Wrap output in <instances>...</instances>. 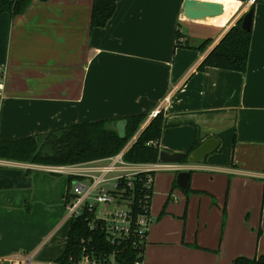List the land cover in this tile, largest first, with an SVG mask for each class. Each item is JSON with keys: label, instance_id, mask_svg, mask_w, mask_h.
Wrapping results in <instances>:
<instances>
[{"label": "crops", "instance_id": "obj_1", "mask_svg": "<svg viewBox=\"0 0 264 264\" xmlns=\"http://www.w3.org/2000/svg\"><path fill=\"white\" fill-rule=\"evenodd\" d=\"M92 1L33 0L22 15L0 14V67L6 71L0 92V140L131 115L146 116L143 130L157 111L163 121L159 151L188 154L209 138L216 139L218 147L202 163L176 164L169 170L175 173L171 184L176 185L178 173L188 172V186L203 194L189 197L183 217L188 224L195 211V236L184 230L179 237V228L167 229L179 214L162 212L152 230L148 227L141 264H164L159 252H175L178 246L184 253L193 249L209 257L200 264L258 257L251 256L255 237L247 236L244 225L239 228L233 218L259 204L264 180V0H205L225 8L223 15L206 22L186 20L183 0H119L107 25L90 29ZM251 6L245 72L198 71ZM182 24L193 28L194 38L184 35ZM177 33L182 44L176 46ZM206 40L210 44L198 51ZM0 161V264H15L24 259L20 253L31 254L32 260L48 243L60 245L52 263L60 264L70 221L65 206L68 176L50 173L45 166ZM237 180L252 197L246 201L243 193L233 204L231 190ZM216 182L223 190L228 183L230 190L226 218L224 193L216 190ZM204 195H214L216 206ZM197 197L199 203L203 199L202 206L195 204Z\"/></svg>", "mask_w": 264, "mask_h": 264}, {"label": "trees", "instance_id": "obj_2", "mask_svg": "<svg viewBox=\"0 0 264 264\" xmlns=\"http://www.w3.org/2000/svg\"><path fill=\"white\" fill-rule=\"evenodd\" d=\"M47 2L49 0H38ZM119 0H93L90 16V29L104 28L113 16ZM246 2L248 0H236ZM33 0H0V14L7 13L11 17L24 14ZM249 10L253 12V6ZM240 18L231 27L213 50L205 57L198 71L214 68L244 73L247 66L252 30L241 29ZM180 34L176 35V46L180 45ZM211 41H204L198 51H203ZM146 120L145 115H131L119 119L100 120L94 122L74 123L43 134L0 140V160L32 164L38 166H72L90 162L103 161L118 155L135 137ZM123 125L122 133L111 128V125ZM162 115H156L138 134L131 147L123 155L124 162L133 165L157 164L158 141L162 131ZM154 144V146H152ZM198 145L192 148L195 150ZM190 153L186 154L188 156ZM187 163L183 160L180 164ZM147 175L139 173L131 180L128 187L124 180L117 183L111 192L129 207L133 218L142 215L149 219L150 205L153 195L152 187H145ZM68 177V185L73 181ZM176 187L175 183L173 185ZM187 187L185 193H189ZM71 189L65 196V203L70 198ZM262 197L264 199V180L262 181ZM67 198V199H66ZM94 214L83 210L78 217L69 221V231L65 239V251L58 263L72 264L71 259H78L85 249L94 259L107 263L114 254L116 264L142 263L146 239L140 241L135 233L120 237L112 242L107 238L100 222L93 221ZM93 224V228H90ZM147 233H145V238ZM231 264H264V255L249 259L236 258Z\"/></svg>", "mask_w": 264, "mask_h": 264}, {"label": "built area", "instance_id": "obj_3", "mask_svg": "<svg viewBox=\"0 0 264 264\" xmlns=\"http://www.w3.org/2000/svg\"><path fill=\"white\" fill-rule=\"evenodd\" d=\"M180 43H182V40H180ZM5 76V69L0 67V92L3 91ZM156 112H153L149 118L155 117ZM135 138L118 155L103 161L72 166H45L46 171L73 177V180L77 182V185L71 190L70 198L65 203L67 218L70 220L71 218L78 217L84 209L92 212L94 214L93 221L100 222L107 238L112 242L131 233H135L140 241L146 239L145 233L148 231L149 223V219L142 215L134 219L127 204L111 193L116 190L118 181L124 180L128 187H132L131 180L139 173L169 171L175 167L172 164L157 163L149 169L136 170V168H132L133 164L124 162L123 155L131 147ZM2 165L3 163L0 161V166ZM108 183L113 185L111 190L104 189V186ZM152 186L153 177L147 175L145 187L150 188ZM99 205H103L106 208L98 211ZM118 205H124L125 208L119 209ZM111 206H114V208L110 209L109 207ZM89 227L93 228V224H90ZM20 261H23V264H29L30 258L20 259L15 264L20 263ZM71 261L72 264H116L114 262V254L109 256L108 262L105 263L104 261L90 257L85 249H82V253L78 259H71ZM135 264L141 263L136 262Z\"/></svg>", "mask_w": 264, "mask_h": 264}, {"label": "rangeland", "instance_id": "obj_4", "mask_svg": "<svg viewBox=\"0 0 264 264\" xmlns=\"http://www.w3.org/2000/svg\"><path fill=\"white\" fill-rule=\"evenodd\" d=\"M242 10V8L240 9H236L235 12V16ZM189 26H186L184 24L181 25V30L182 32H184L185 36H191L194 38V36L192 34L195 35V31H193L191 28L190 30ZM191 31L193 33H191ZM142 131V128H140V130L138 131V133L135 135V137L137 138L138 134ZM134 137V138H135ZM133 140V139H132ZM131 140V141H132ZM130 141V142H131ZM127 146V145H126ZM210 156H208L206 159H209ZM113 176V175H111ZM175 176L174 172L171 171H159L157 172L153 179V195H152V200H151V205H150V214H149V223H148V227L149 230H152V228L154 227V225L157 223V221L159 220V215L163 212L165 213L166 210H172L173 214H179L176 216V219L174 222H170L167 223L166 227L169 230H172L173 232L179 228L180 229V234L179 237H184V230L187 231V234L192 235L193 237L196 234V231L198 230V228L196 227L195 224V220H194V215H195V211L192 210V215L188 218L189 221L187 222L188 224L185 223V221H183V217L186 216L187 212H188V204H189V197L192 195H203L201 193H194L191 188L189 193H185V190H181L178 187L174 188L173 187V182L171 184V179L173 180ZM66 179V177H64ZM170 183V185H169ZM243 182L241 180H237L236 184H235V190L234 188L231 190V198H233V204H235L239 199L243 198V193H244V197L246 199V201L248 200V198L250 199V197H252V194H247L246 192H244V187H243ZM77 185L76 180H73L70 183V189L72 190L75 186ZM217 185V191L219 193L223 192L224 193V205L223 207H225V209H223V214L226 218V204L225 201L228 198V183L227 185H225L224 190L223 187L221 186L220 182H216ZM112 184L108 183L104 186L105 190H111L112 189ZM168 186V190L166 192H164L165 188ZM230 193V190H229ZM181 194L184 197V200L181 198ZM203 197H208L211 201L212 204H217V198L212 195V197L210 195H204ZM199 197H197V200L195 202V204H203V199L200 200L199 203ZM92 202V201H91ZM246 203H252V202H246ZM263 203H264V199L262 197V194L260 196V202L258 205H256V202L254 203V206H250L248 207V209L245 211L244 215L236 217V215H234L233 220L235 222H238L239 224V228L240 226L244 225L245 227V231H246V235L249 236H253L255 237V241H254V249H252V255L257 254V256H261L264 255L260 254L259 252H264L262 250V248H264V239H262V232H264V230L261 228V219H262V208H263ZM192 206H194L191 203ZM119 209H124L125 206L124 205H118L117 206ZM106 207L103 205H99L98 207V211L104 210ZM114 208V206L109 207ZM65 216V214H64ZM160 225V224H159ZM165 225V224H164ZM68 224L65 223V225L63 226V230L67 229ZM160 229L162 228V226H159ZM39 231V228H36V232ZM262 234V235H261ZM262 239V243L260 248L258 249V245L260 244V241ZM185 246V245H184ZM181 247V246H180ZM180 247H176L174 251L171 250L170 252V256H168V253H163V252H159L162 254L163 256V261L164 264H167L169 261L171 262V264H200L201 262L206 261L209 257L202 254V251H198V250H187V253H184L183 251L180 250ZM187 247V246H185ZM195 248V247H193ZM60 249V245L57 246H52L49 243L47 244L46 248H43L37 255H35L33 257V259H30L29 264H52L53 263V258L55 257L56 252ZM31 254L29 255H25L23 253H20L19 256H21V258H29ZM244 258H248L247 256H241ZM239 258V257H238ZM253 258V257H252ZM211 261V258H210ZM209 261V262H210ZM16 262V261H15ZM13 264V263H12ZM18 264H23V261H20V263Z\"/></svg>", "mask_w": 264, "mask_h": 264}, {"label": "water", "instance_id": "obj_5", "mask_svg": "<svg viewBox=\"0 0 264 264\" xmlns=\"http://www.w3.org/2000/svg\"><path fill=\"white\" fill-rule=\"evenodd\" d=\"M225 8L222 3L216 1L205 0H183L182 14L183 17L192 22H206L210 19H215L224 14ZM252 10H248L241 21V29L250 31L252 26ZM111 128L122 133L123 125H111ZM218 147V141L214 138H209L193 150L188 156L181 153H170L164 150L159 151L158 160L161 164H180L186 160L189 164L202 163L206 157L213 153ZM189 173L181 172L176 176V185L181 190H186L188 187Z\"/></svg>", "mask_w": 264, "mask_h": 264}]
</instances>
